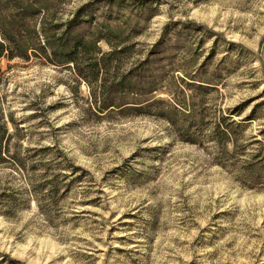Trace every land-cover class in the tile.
Returning <instances> with one entry per match:
<instances>
[{"label":"rangeland","instance_id":"obj_1","mask_svg":"<svg viewBox=\"0 0 264 264\" xmlns=\"http://www.w3.org/2000/svg\"><path fill=\"white\" fill-rule=\"evenodd\" d=\"M0 264H264V0H0Z\"/></svg>","mask_w":264,"mask_h":264},{"label":"trees","instance_id":"obj_2","mask_svg":"<svg viewBox=\"0 0 264 264\" xmlns=\"http://www.w3.org/2000/svg\"><path fill=\"white\" fill-rule=\"evenodd\" d=\"M2 148H1V146H0V161L2 160Z\"/></svg>","mask_w":264,"mask_h":264}]
</instances>
